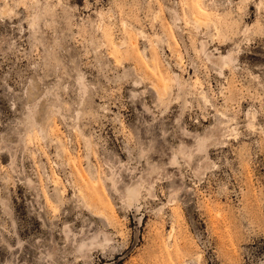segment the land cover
I'll return each mask as SVG.
<instances>
[{"label": "rangeland", "instance_id": "obj_1", "mask_svg": "<svg viewBox=\"0 0 264 264\" xmlns=\"http://www.w3.org/2000/svg\"><path fill=\"white\" fill-rule=\"evenodd\" d=\"M0 264H264V0H0Z\"/></svg>", "mask_w": 264, "mask_h": 264}]
</instances>
